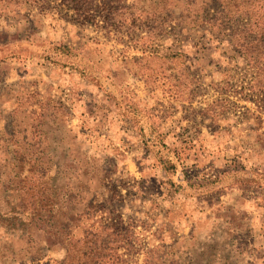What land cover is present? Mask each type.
<instances>
[{
  "label": "rangeland",
  "instance_id": "rangeland-1",
  "mask_svg": "<svg viewBox=\"0 0 264 264\" xmlns=\"http://www.w3.org/2000/svg\"><path fill=\"white\" fill-rule=\"evenodd\" d=\"M217 6L0 0V264L108 222L119 264H264V87Z\"/></svg>",
  "mask_w": 264,
  "mask_h": 264
},
{
  "label": "trees",
  "instance_id": "trees-1",
  "mask_svg": "<svg viewBox=\"0 0 264 264\" xmlns=\"http://www.w3.org/2000/svg\"><path fill=\"white\" fill-rule=\"evenodd\" d=\"M93 1L61 0L78 14L88 11ZM217 5L213 21L219 19L221 30L234 26L230 32L233 37L231 41L250 64L258 67V83L264 87V0H217ZM45 226L48 229L55 227L48 223ZM60 227L66 228L65 225ZM57 228L59 226L55 227L53 234L61 237ZM61 233L65 235L64 231ZM65 240L68 242L67 259L70 264H119L118 251L126 245L121 230L109 222L94 231L86 232L82 237L67 233ZM154 258L147 264H158L159 260Z\"/></svg>",
  "mask_w": 264,
  "mask_h": 264
}]
</instances>
